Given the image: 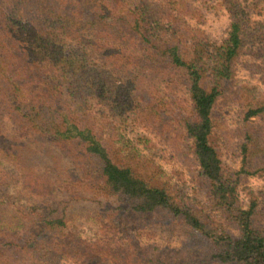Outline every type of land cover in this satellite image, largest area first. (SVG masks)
<instances>
[{
  "label": "trees",
  "instance_id": "16d2710c",
  "mask_svg": "<svg viewBox=\"0 0 264 264\" xmlns=\"http://www.w3.org/2000/svg\"><path fill=\"white\" fill-rule=\"evenodd\" d=\"M221 3L229 36L210 57L206 32L177 17L169 0H0V264H264V217L255 200L238 201L247 170H227L213 140L245 45L240 0ZM100 97L113 110L129 101L145 126L172 129L205 199L136 150L123 158ZM263 114L250 103L244 119ZM46 144L52 163L38 170ZM83 216L97 219L104 239L71 230ZM151 226L185 227L202 246L171 258L140 242ZM120 231L129 244L113 251L110 235Z\"/></svg>",
  "mask_w": 264,
  "mask_h": 264
},
{
  "label": "rangeland",
  "instance_id": "374dc122",
  "mask_svg": "<svg viewBox=\"0 0 264 264\" xmlns=\"http://www.w3.org/2000/svg\"><path fill=\"white\" fill-rule=\"evenodd\" d=\"M169 1H172L170 8L177 17L186 21L192 28H200L206 32L208 35L206 48L210 57H213L217 49L225 45L232 20L221 0ZM240 2L246 15L245 45L238 62L236 78L230 90L218 102L220 116L215 117L213 121V140L221 151L224 167L227 170L239 172L244 167L247 170V173L243 172L240 175L237 194L239 203L243 208H248L252 200H255L259 215L264 217V114L248 121L244 119L247 104L264 105V0H240ZM186 5L198 13L196 15L192 12L187 13ZM151 23L162 36L170 37L169 28L164 27L160 22L152 21ZM164 29H166V35H163ZM193 48L190 46L191 50ZM155 87L165 92L163 83L158 80L155 82ZM181 95L183 94L179 96ZM99 99L102 103L97 106L111 121L118 136L116 145L121 147L123 158H128L132 150H136L144 158L152 160V163L162 169L172 182L184 187L187 194L201 200L205 199L195 181L197 169L191 166L185 144L181 142L182 139L178 144L175 143L176 138L172 129L163 131L160 128L158 130L155 125L147 123L148 125L145 126L144 123H140L132 113L133 109L129 101H122L121 106L113 110L110 108L111 103L105 102L106 99L101 97ZM6 123L7 129L10 130L11 123L8 120ZM220 124H223V127ZM243 144L247 146L245 150ZM50 148L51 146L46 144L34 160L38 170L45 169L44 166L52 163ZM48 150L49 153H46ZM49 184L48 182L47 185ZM56 186L55 183L54 188ZM52 191L50 187L49 192ZM65 194L67 193H62V195ZM16 196L25 200L19 194ZM100 207L96 203L89 205V208L96 210H100ZM217 220L225 225L226 221L220 213H217ZM70 227L73 232H78L89 241L104 239L97 219L94 217H78L70 222ZM110 238L113 251L120 249L122 244L123 246L129 244V238L121 231L111 234ZM140 242L143 245H158L160 250L172 251L171 254L169 253L171 258L180 256L178 252L184 254L188 253L187 251L200 249L202 246L197 236H194L187 228L179 226H151L143 231ZM63 264L74 263L65 260Z\"/></svg>",
  "mask_w": 264,
  "mask_h": 264
}]
</instances>
